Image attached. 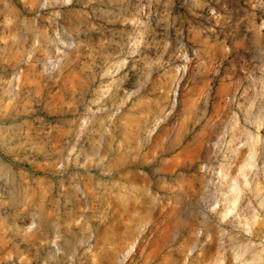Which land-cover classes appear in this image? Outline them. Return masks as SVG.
Instances as JSON below:
<instances>
[{"label":"rangeland","instance_id":"rangeland-1","mask_svg":"<svg viewBox=\"0 0 264 264\" xmlns=\"http://www.w3.org/2000/svg\"><path fill=\"white\" fill-rule=\"evenodd\" d=\"M0 264H264V0H0Z\"/></svg>","mask_w":264,"mask_h":264}]
</instances>
